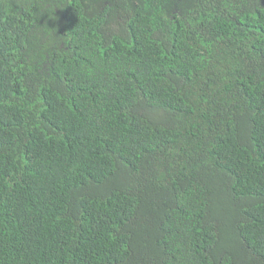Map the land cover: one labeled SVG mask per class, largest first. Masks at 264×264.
Instances as JSON below:
<instances>
[{
  "label": "trees",
  "instance_id": "1",
  "mask_svg": "<svg viewBox=\"0 0 264 264\" xmlns=\"http://www.w3.org/2000/svg\"><path fill=\"white\" fill-rule=\"evenodd\" d=\"M0 264H264V0H0Z\"/></svg>",
  "mask_w": 264,
  "mask_h": 264
}]
</instances>
